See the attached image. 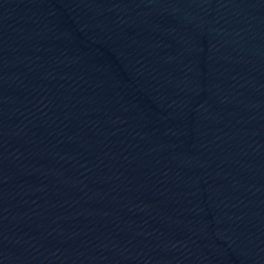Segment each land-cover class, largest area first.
Listing matches in <instances>:
<instances>
[{"label": "water", "instance_id": "95a60500", "mask_svg": "<svg viewBox=\"0 0 264 264\" xmlns=\"http://www.w3.org/2000/svg\"><path fill=\"white\" fill-rule=\"evenodd\" d=\"M0 264H264V0H0Z\"/></svg>", "mask_w": 264, "mask_h": 264}]
</instances>
